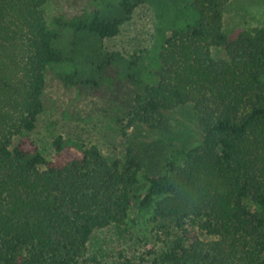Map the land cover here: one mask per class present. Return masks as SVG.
Returning a JSON list of instances; mask_svg holds the SVG:
<instances>
[{
	"label": "trees",
	"instance_id": "16d2710c",
	"mask_svg": "<svg viewBox=\"0 0 264 264\" xmlns=\"http://www.w3.org/2000/svg\"><path fill=\"white\" fill-rule=\"evenodd\" d=\"M47 1L0 0V264H101L92 234L132 211L150 213L151 264H264V25L229 40L230 0H93L50 19ZM142 5L150 45L109 51ZM48 75L83 96L128 89L120 156L56 135L44 158L30 134Z\"/></svg>",
	"mask_w": 264,
	"mask_h": 264
},
{
	"label": "rangeland",
	"instance_id": "374dc122",
	"mask_svg": "<svg viewBox=\"0 0 264 264\" xmlns=\"http://www.w3.org/2000/svg\"><path fill=\"white\" fill-rule=\"evenodd\" d=\"M92 1L48 0L44 14L47 19L59 15L70 18L83 13ZM153 23L151 10L145 5L139 6L120 27L119 34L105 40L104 46L109 51L124 55L147 48L151 42ZM262 25L264 0H230L225 5L223 29L229 40L243 30ZM127 90H121L116 98L109 94L103 98L83 96L48 75L43 92V112L30 138L46 160L53 155L51 142L56 135L95 145L103 155L120 156L125 125L122 101ZM182 117L184 125H194L188 111L183 112ZM179 128L186 132L184 126ZM149 216V212L135 214L132 211L122 226L95 231L88 243L87 254L95 255L101 264H151Z\"/></svg>",
	"mask_w": 264,
	"mask_h": 264
}]
</instances>
